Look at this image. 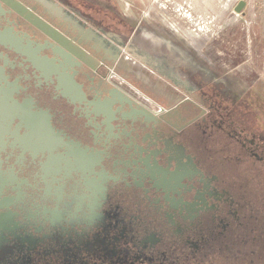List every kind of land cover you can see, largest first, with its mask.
Returning <instances> with one entry per match:
<instances>
[{
	"label": "flooded vegetation",
	"instance_id": "obj_1",
	"mask_svg": "<svg viewBox=\"0 0 264 264\" xmlns=\"http://www.w3.org/2000/svg\"><path fill=\"white\" fill-rule=\"evenodd\" d=\"M40 1L0 0V264H264L244 81L102 0Z\"/></svg>",
	"mask_w": 264,
	"mask_h": 264
},
{
	"label": "rangeland",
	"instance_id": "obj_2",
	"mask_svg": "<svg viewBox=\"0 0 264 264\" xmlns=\"http://www.w3.org/2000/svg\"><path fill=\"white\" fill-rule=\"evenodd\" d=\"M102 1L126 18L146 20L160 31H179L184 39L188 34L195 44L208 47L213 59L226 65L224 73L244 81L246 94L264 115V0L252 1L241 13L234 10L237 0L200 12L174 0Z\"/></svg>",
	"mask_w": 264,
	"mask_h": 264
},
{
	"label": "crops",
	"instance_id": "obj_3",
	"mask_svg": "<svg viewBox=\"0 0 264 264\" xmlns=\"http://www.w3.org/2000/svg\"><path fill=\"white\" fill-rule=\"evenodd\" d=\"M230 1L234 2L236 0H181V1H175L174 0L173 2L175 5H186V6H189L191 9H194L195 12H197L196 10H198L200 12L199 9H201V8H202V10H207V9H209V7L218 6V5H229V4L233 3ZM241 1L244 2L245 6L247 7V6L252 4L251 3L252 1L254 2V1H258V0H237V2H241ZM151 28L157 30L158 32H162V33L165 32V31H160L153 26H151Z\"/></svg>",
	"mask_w": 264,
	"mask_h": 264
},
{
	"label": "water",
	"instance_id": "obj_4",
	"mask_svg": "<svg viewBox=\"0 0 264 264\" xmlns=\"http://www.w3.org/2000/svg\"><path fill=\"white\" fill-rule=\"evenodd\" d=\"M41 3H42V5L45 7L44 9H48V11L50 12V13H52V14H56V13H58V8H57V6H56V4H54V2L53 3H50V2H48V1H45V0H41L40 1ZM243 4L244 3H241V5H240V7L237 9V11H240L241 10V8H242V6H243ZM30 13H32V12H30ZM42 24H38L37 22L35 23L37 26L36 27H38V28H44V29H49L50 27H51V25H49V24H47V23H45L44 24V22L41 20L40 21ZM94 34H95V32L94 31H92V32H90V34L86 37H84V39H86V38H88V39H91V37L93 36L94 37ZM54 40H55V38H53ZM34 51V50H33ZM51 61H52V63H54L55 62V60L54 59H50ZM66 65H67V63H66ZM84 65L85 66H88V63H87V61L85 60V59H83V58H80V63H79V66H78V72H79V69H82V67H84ZM68 66V65H67Z\"/></svg>",
	"mask_w": 264,
	"mask_h": 264
}]
</instances>
